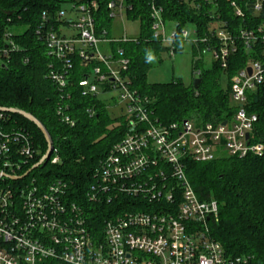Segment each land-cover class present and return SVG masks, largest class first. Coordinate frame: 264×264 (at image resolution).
Here are the masks:
<instances>
[{
    "label": "trees",
    "instance_id": "obj_1",
    "mask_svg": "<svg viewBox=\"0 0 264 264\" xmlns=\"http://www.w3.org/2000/svg\"><path fill=\"white\" fill-rule=\"evenodd\" d=\"M74 1L78 2L0 0V48L7 50V56H0V132L11 135L22 131L37 150L21 170L24 175L17 177L20 180L8 176V183L16 187L32 177L45 184L61 180L66 183L71 200L82 207L88 227L95 235L108 217L122 211L158 210L166 203L147 202L140 196L117 197L111 202L88 200L96 170L113 146L131 132V127L125 112L112 111L111 100L97 93L83 94L79 81L85 77L94 81L91 69L101 65L96 58L85 61L77 53L69 55L71 67L67 69L63 88L50 77L52 69L64 72L66 67L65 60L48 55L45 36L50 30L64 34L60 26L68 27L70 22L60 17L61 6ZM94 1L97 8L90 13L95 36L108 40L101 50L110 52L115 60H128L126 69H120V75L129 89L143 100L150 120L161 125L184 120L218 124L233 118L236 105L230 96L231 77L251 62L264 65V30L257 31L260 27L264 29V0ZM233 1L241 10L239 15L231 5ZM257 1L258 10L254 7ZM110 3H114V7H109ZM119 7L127 20L138 22L137 36L126 39L112 36L111 27L117 17L114 13ZM152 8L160 11L163 23L173 24L174 52L182 49L185 40L180 33L188 25L194 27L193 72L200 79L196 88L193 81L185 85L181 79L147 81L153 61L161 62V55L170 48L152 28ZM20 28L23 30L19 32ZM218 31L225 32L229 39L223 42L217 36ZM243 32L252 35L246 38ZM205 48L227 49L225 65L211 57L205 63L207 54H202ZM223 76L227 79L226 87L222 85ZM106 86L99 88L108 91ZM246 99L248 113L257 116L250 142L264 144V80L247 93ZM59 107L73 125L61 120L57 113ZM7 109L34 116L46 129L55 150L47 161L29 172L45 154L47 142L35 124ZM55 155L59 160L52 163ZM183 167L198 198L218 203L217 220L208 221L209 238L219 243L229 257H244L252 264H264V152L249 153L242 158L224 154L205 162L186 158ZM159 169L170 172L165 166L150 167L139 180Z\"/></svg>",
    "mask_w": 264,
    "mask_h": 264
},
{
    "label": "built area",
    "instance_id": "obj_2",
    "mask_svg": "<svg viewBox=\"0 0 264 264\" xmlns=\"http://www.w3.org/2000/svg\"><path fill=\"white\" fill-rule=\"evenodd\" d=\"M77 1L70 4L77 18L68 20V27L78 33L67 36L50 30L45 36L48 55L65 60L66 67L64 72L52 69L50 77L63 88L71 67L69 55L77 53L85 61L96 58L101 65L91 69L94 81L88 77L79 81L83 94L97 93L103 84L108 91L119 90L117 103L125 108L131 127L96 170L88 200L111 202L117 197L140 196L147 202L166 204L158 210L122 211L106 218L100 233L93 235L82 207L68 196L66 183L56 180L45 184L35 177L16 187L8 183V176L17 180L24 175L21 170L37 150L22 131L11 135L0 132V264H252L247 258L225 255L219 243L209 238L208 221L217 220L218 203L198 198L183 164L186 158L205 162L224 154L242 158L264 152V144L250 142L257 116L245 107L247 93L264 80V65L251 62L231 77L230 96L236 108L233 118L224 125L191 120L161 125L150 120L143 100L122 79L120 69H126L128 60H115L110 52L101 50L108 40L94 33L90 11L96 10V2ZM231 5L239 15L236 2ZM108 6L114 7V3ZM254 7L260 8L258 1ZM152 9V28L173 55L175 30L166 34L160 11ZM114 14L122 17V8ZM59 15L64 17L62 11ZM262 30L260 27L257 31ZM251 35L242 33L246 38ZM188 36L185 30L180 33L183 39ZM217 36L223 42L229 39L222 31ZM227 53L225 48L202 50V54L221 60L223 66ZM0 56H7V50L0 48ZM57 113L62 121L73 125L61 107ZM58 160L55 155L51 162ZM159 166L170 172L159 169L139 180L150 167Z\"/></svg>",
    "mask_w": 264,
    "mask_h": 264
},
{
    "label": "rangeland",
    "instance_id": "obj_3",
    "mask_svg": "<svg viewBox=\"0 0 264 264\" xmlns=\"http://www.w3.org/2000/svg\"><path fill=\"white\" fill-rule=\"evenodd\" d=\"M61 11L68 20L77 18V14L71 11V5L68 2L62 4ZM138 26L139 24L137 21H129L124 15H122V17H116L111 27L112 36L115 38L123 36L135 37L138 34ZM164 29L165 33L169 35L174 29L173 24L166 23ZM22 30L23 28H20L18 31L20 32ZM60 30L67 36L78 33L76 29L64 25L60 26ZM193 30V26L188 25L185 27V31H187L189 36L184 40L181 50L174 52L173 55H170L169 51H166L161 55V62L153 61V66L147 74V81L149 83L169 82L173 79H181L185 85H189L193 79L197 77L194 75L192 63ZM164 44L167 45V43ZM204 61L205 63L210 61V56L208 54L205 55ZM222 85L223 87L227 86V79L224 76L222 77ZM97 94L107 101H112L111 109L113 112H124L125 108L122 104L117 103L119 102V90L102 91L101 88H99Z\"/></svg>",
    "mask_w": 264,
    "mask_h": 264
},
{
    "label": "water",
    "instance_id": "obj_4",
    "mask_svg": "<svg viewBox=\"0 0 264 264\" xmlns=\"http://www.w3.org/2000/svg\"><path fill=\"white\" fill-rule=\"evenodd\" d=\"M247 71L250 73L251 69L247 68ZM200 82L199 78H195L193 79V86L194 88L197 87L198 83ZM8 111L11 112H15L18 113L20 115H22L23 117H25L26 119H28L30 122H32L33 124H35L41 131V133L43 134L46 142H47V150L45 152V154L43 155V157L41 158V163H44L45 161H47V159L49 158V155L51 154L52 151V143H51V139L46 131V129L44 128V126L31 114L24 112V111H20L17 109H7ZM226 122H222V125H224ZM246 138H248V134H246ZM39 164H35L34 166H32L27 172L31 171L32 169L38 167ZM27 174V173H26Z\"/></svg>",
    "mask_w": 264,
    "mask_h": 264
},
{
    "label": "bare ground",
    "instance_id": "obj_5",
    "mask_svg": "<svg viewBox=\"0 0 264 264\" xmlns=\"http://www.w3.org/2000/svg\"><path fill=\"white\" fill-rule=\"evenodd\" d=\"M153 7H154V6H153ZM105 39H107V38H105ZM71 58H72V56H71ZM87 64H88V63H87ZM40 164H41V163H40ZM40 164H39V165H40ZM39 165H38V166H39Z\"/></svg>",
    "mask_w": 264,
    "mask_h": 264
}]
</instances>
